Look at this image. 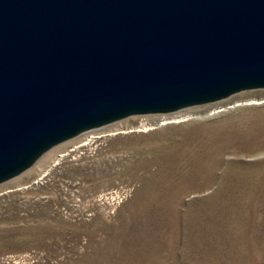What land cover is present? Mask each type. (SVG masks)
Returning <instances> with one entry per match:
<instances>
[{"label": "rangeland", "instance_id": "rangeland-1", "mask_svg": "<svg viewBox=\"0 0 264 264\" xmlns=\"http://www.w3.org/2000/svg\"><path fill=\"white\" fill-rule=\"evenodd\" d=\"M0 185V264H264V90L133 116Z\"/></svg>", "mask_w": 264, "mask_h": 264}, {"label": "water", "instance_id": "water-1", "mask_svg": "<svg viewBox=\"0 0 264 264\" xmlns=\"http://www.w3.org/2000/svg\"><path fill=\"white\" fill-rule=\"evenodd\" d=\"M264 90V0H0V185L142 115Z\"/></svg>", "mask_w": 264, "mask_h": 264}]
</instances>
